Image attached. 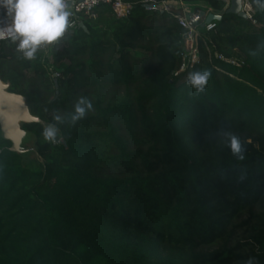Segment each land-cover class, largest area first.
I'll return each mask as SVG.
<instances>
[{
	"label": "trees",
	"instance_id": "16d2710c",
	"mask_svg": "<svg viewBox=\"0 0 264 264\" xmlns=\"http://www.w3.org/2000/svg\"><path fill=\"white\" fill-rule=\"evenodd\" d=\"M125 1L129 16L101 4L33 60L0 45V78L38 119L21 128L42 159L26 166L0 123V264H264V10L254 24L205 0L222 19L175 75L184 29ZM197 71L209 72L199 92ZM81 97L91 107L70 124ZM53 123L57 143L42 136Z\"/></svg>",
	"mask_w": 264,
	"mask_h": 264
},
{
	"label": "clouds",
	"instance_id": "9594fccd",
	"mask_svg": "<svg viewBox=\"0 0 264 264\" xmlns=\"http://www.w3.org/2000/svg\"><path fill=\"white\" fill-rule=\"evenodd\" d=\"M258 8L264 10V0H256ZM0 8L4 14L11 17V40L16 43V49L26 60L35 59L37 49L50 45L63 37L69 26L71 15L65 0H0ZM3 33H0L2 38ZM209 76L208 71L190 73L187 83L196 91H202ZM91 107L90 102L81 97L74 110L66 118L70 124L83 119ZM54 121L64 123L65 119L54 116ZM58 128L55 123L44 127L42 136L45 141L57 143ZM227 146L232 155L243 159V147L240 139L232 133L223 132Z\"/></svg>",
	"mask_w": 264,
	"mask_h": 264
},
{
	"label": "built area",
	"instance_id": "2783aa9c",
	"mask_svg": "<svg viewBox=\"0 0 264 264\" xmlns=\"http://www.w3.org/2000/svg\"><path fill=\"white\" fill-rule=\"evenodd\" d=\"M227 4L228 0H220ZM242 10L254 24H256L255 13L256 10L251 4L252 0H241ZM65 3L70 11L69 26L65 34L57 42L73 35L79 28L81 22L85 20H94L98 17L96 8L101 4L110 5L114 15L118 18H124L131 14L134 4L125 0H65ZM146 11L149 12H165L171 15L178 21V24L184 29L182 33V47L184 49L183 60L181 67L175 72L178 75L181 72L191 68L194 64L199 62V47L201 39L215 31L218 21L210 23L204 22V16L199 12H187L183 6L182 0H139ZM226 8V5H225ZM5 10L0 8V33H3L0 38V45L11 40V17L4 14ZM54 42L50 45H43L46 48L56 44ZM220 59H226L223 55L218 56ZM232 63H236L234 59H228Z\"/></svg>",
	"mask_w": 264,
	"mask_h": 264
},
{
	"label": "rangeland",
	"instance_id": "374dc122",
	"mask_svg": "<svg viewBox=\"0 0 264 264\" xmlns=\"http://www.w3.org/2000/svg\"><path fill=\"white\" fill-rule=\"evenodd\" d=\"M44 48L47 49L45 46ZM67 62V60L64 61L65 64H67ZM26 105L28 107V111L30 112L27 102ZM14 111V113L7 112L4 114L5 120H1L4 134L12 140L13 149L23 156L26 166L41 167L42 159L39 157L36 151L35 137L21 128V125L24 123V121L29 118L25 115H22L19 109H14ZM16 114L17 117H15ZM32 117L34 116L32 115Z\"/></svg>",
	"mask_w": 264,
	"mask_h": 264
},
{
	"label": "water",
	"instance_id": "95a60500",
	"mask_svg": "<svg viewBox=\"0 0 264 264\" xmlns=\"http://www.w3.org/2000/svg\"><path fill=\"white\" fill-rule=\"evenodd\" d=\"M251 4L253 5V7L255 8V10L257 11V3L256 0H252ZM226 12L227 13H233V14H237L241 17L247 18V15L244 13V11L242 10V1L241 0H228L227 4H226ZM201 16H206V14L204 12L201 13ZM222 19V14H214V13H208L207 16L205 17V23H210L212 21H220ZM79 27H83L86 28L85 24L83 22H81L79 24ZM5 84L6 88H2L1 84ZM20 101H24L26 104V100L24 98V96L20 95V94H16L13 92L9 91V85L5 82H3L0 78V123L1 120L4 119L5 120V115L7 112H12L14 113V109H19V103ZM18 105V107H17ZM30 113V112H29ZM17 117V114L16 116ZM25 117V116H24ZM29 119H27L24 122H29L32 120H38L36 117H32V115L30 114L29 116H27ZM7 120V119H6Z\"/></svg>",
	"mask_w": 264,
	"mask_h": 264
},
{
	"label": "crops",
	"instance_id": "0c3cea01",
	"mask_svg": "<svg viewBox=\"0 0 264 264\" xmlns=\"http://www.w3.org/2000/svg\"><path fill=\"white\" fill-rule=\"evenodd\" d=\"M182 1L184 3L182 8H184L187 12H199L200 14L204 12L206 16L208 13L221 14L220 12L214 10L212 6L205 0H182ZM205 17H204V22H205Z\"/></svg>",
	"mask_w": 264,
	"mask_h": 264
},
{
	"label": "bare ground",
	"instance_id": "6f19581e",
	"mask_svg": "<svg viewBox=\"0 0 264 264\" xmlns=\"http://www.w3.org/2000/svg\"><path fill=\"white\" fill-rule=\"evenodd\" d=\"M1 86H2V88H6V85L5 84H1ZM19 110H20V113L22 114V115H25V116H29L30 115V113H29V111H28V107H27V105L25 104V102L24 101H20V103H19Z\"/></svg>",
	"mask_w": 264,
	"mask_h": 264
}]
</instances>
